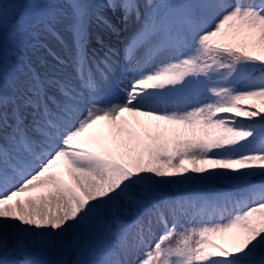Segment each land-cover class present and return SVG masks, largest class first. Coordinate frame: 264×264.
Segmentation results:
<instances>
[{"label": "snow or ice", "instance_id": "obj_1", "mask_svg": "<svg viewBox=\"0 0 264 264\" xmlns=\"http://www.w3.org/2000/svg\"><path fill=\"white\" fill-rule=\"evenodd\" d=\"M0 264H264V0H0Z\"/></svg>", "mask_w": 264, "mask_h": 264}, {"label": "bare ground", "instance_id": "obj_2", "mask_svg": "<svg viewBox=\"0 0 264 264\" xmlns=\"http://www.w3.org/2000/svg\"><path fill=\"white\" fill-rule=\"evenodd\" d=\"M131 36V33L129 31H123L119 36L118 39L119 40H113V43L118 47V48H122L124 45V42ZM130 119H132L131 117H129ZM99 128H102L105 132L108 131V127H107V122L105 121H101L99 122L98 126Z\"/></svg>", "mask_w": 264, "mask_h": 264}, {"label": "rangeland", "instance_id": "obj_3", "mask_svg": "<svg viewBox=\"0 0 264 264\" xmlns=\"http://www.w3.org/2000/svg\"><path fill=\"white\" fill-rule=\"evenodd\" d=\"M125 32V31H124ZM111 39H113V40H119L118 39V37H116V36H113ZM162 107H163V105H161ZM225 189L227 188V186L226 185H224L223 186ZM175 191H173V193H174ZM225 219H227V217L225 218ZM212 221L213 222H219V217H212ZM195 223H198V221H196V222H194V224ZM194 224H186L185 226L186 227H191V226H194Z\"/></svg>", "mask_w": 264, "mask_h": 264}, {"label": "trees", "instance_id": "obj_4", "mask_svg": "<svg viewBox=\"0 0 264 264\" xmlns=\"http://www.w3.org/2000/svg\"><path fill=\"white\" fill-rule=\"evenodd\" d=\"M247 123V121H245Z\"/></svg>", "mask_w": 264, "mask_h": 264}]
</instances>
